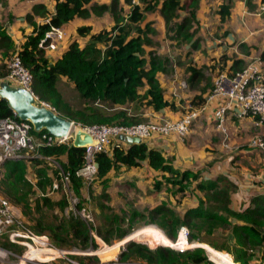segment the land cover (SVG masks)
Here are the masks:
<instances>
[{
    "label": "trees",
    "instance_id": "trees-1",
    "mask_svg": "<svg viewBox=\"0 0 264 264\" xmlns=\"http://www.w3.org/2000/svg\"><path fill=\"white\" fill-rule=\"evenodd\" d=\"M235 0H223L217 14L223 23L230 14ZM264 3V0H261ZM130 4L128 14L122 13L120 0H111L109 4L91 3V0H55V12L51 14L45 6L35 4L33 14L39 13L48 17V21L35 25L33 33L18 50L21 62L32 75L31 89L40 101L48 103L58 114L81 126L94 125H135L142 123L145 118L143 110L152 108L155 111L168 108L177 111L174 100L164 97V90L158 81V72L168 73L171 63L168 57L157 54L153 35L155 29L151 22H145L146 14L158 11L164 19L166 33L171 40L178 43L190 41L195 48L199 39L194 38L196 30V11L199 0H139ZM179 10L187 14L179 19ZM108 12L113 20L110 28L92 32L90 25L79 26L77 36L87 38V42L80 46L74 38L68 43L67 49L55 62L50 63L45 56V50L39 47L41 39L52 27L61 28L74 18H88L91 14L102 15ZM32 20V14H27ZM224 37L225 31L218 34ZM12 48V39L7 33H0V49L8 56ZM264 60V49L260 53ZM238 60L231 65L229 74L241 70ZM5 64L0 66V79H3L7 70ZM224 66H222V69ZM191 73L190 81L204 79L200 69L192 66L187 69ZM65 81V83L63 82ZM62 82L70 87L77 95L79 102L74 103L64 93ZM204 98L195 96L186 111L197 110L203 106ZM196 108V109H195ZM14 117L4 99H0V119ZM256 119H258L256 117ZM264 123V121H263ZM32 133L40 137L46 133ZM264 151V149H262ZM38 157L21 159H7L1 166L0 191L11 203L19 207L23 215L43 214V209L63 211L67 206L66 197L53 200L49 196L59 170L53 167V161L59 164L65 172L70 173L71 188L79 197L78 208H82L86 199L80 194L82 181L74 175L77 168L82 165L84 147H74L69 143L44 145L38 148ZM66 160L62 161L61 157ZM60 159V160H59ZM98 173L94 183L101 182V197L106 200L107 174L111 170H118L121 166L137 167L147 162L148 165L163 174L153 183V191L159 192L163 185L171 187L176 196H184L195 181L196 188L204 193L198 199L195 207L188 208L183 216L167 205H158L147 208L143 212L135 211L132 214L146 216L148 223L156 224L172 244L178 238L181 226L188 229L189 240L206 242L210 247L222 253L232 264H249L254 257V251L264 252V193L253 196L250 205L242 210H235L231 204V195L236 185L224 175L214 179L200 178V172L180 170L174 168L171 160L165 157L158 149L149 148L145 142L126 143L115 142L109 152L96 154ZM34 167V183L29 180L28 170ZM49 188V191L46 189ZM38 197L33 200V195ZM92 197V191H91ZM96 201L99 209L104 206L99 199ZM178 201L179 198L176 197ZM35 227L38 233L48 232V236L58 247H63L70 240L84 246L91 240L89 224L79 217L62 219L61 222L46 223L38 218ZM216 229L228 231L221 243L210 238ZM207 236L209 238H204ZM105 240L108 239L103 236ZM145 238V237H142ZM183 242L184 239L180 238ZM233 241V245L230 242ZM210 249L205 243L201 244ZM203 247H193L178 251L170 246L160 245L154 249L146 245L128 242L120 253L119 262L137 259L147 264H205L208 261L207 253ZM217 249V250H216ZM223 250V251H219ZM226 251V252H225ZM233 260L231 258V255ZM222 255V256H223ZM223 256V257H224ZM262 258L263 255L258 256ZM225 258V257H224ZM226 258V259H227ZM227 259V260H228ZM229 261V260H228Z\"/></svg>",
    "mask_w": 264,
    "mask_h": 264
},
{
    "label": "crops",
    "instance_id": "crops-1",
    "mask_svg": "<svg viewBox=\"0 0 264 264\" xmlns=\"http://www.w3.org/2000/svg\"><path fill=\"white\" fill-rule=\"evenodd\" d=\"M183 1L181 0V2ZM110 2L111 0H91V3L99 4H109ZM120 2L125 6L128 5L125 0H120ZM131 2L139 3V0H131ZM222 2L223 0H199V7L195 13L197 26H193L196 30L194 38L199 39L195 48L191 46L192 42L184 41L179 43L180 47L176 51L174 49L169 50L166 44L162 45L160 39L157 38L158 33L163 34V38L166 37L164 19L158 11L146 14L145 22H151V26L156 31V38L154 37V39L160 44L156 50L157 54L161 57H168L171 63V70L168 73L158 72L156 77L164 90L165 99L174 100L179 110L172 111L165 108L155 111L152 108H146L143 110L142 116L146 121L149 119L157 121L163 118L175 120L190 107L191 100L195 96L201 95L204 98V103L197 109L198 115L186 134L154 133L142 141L149 148L160 150L165 157L171 160L174 168L182 171H199L201 176L199 179H214L218 175L226 176L236 185V189L231 195V206L235 210H242L250 205L253 196L264 193V151L250 146V140L253 136L260 133L264 134V123H260L250 116L238 117V109L234 106L227 114L224 125L226 134L220 130L212 117L217 100L208 101L215 78L207 77V73H214L217 76L219 72H228L227 70L231 72L230 67L235 60L239 62L237 66L243 68L252 59L260 58V53L264 49V3L261 0H235L229 16L221 23L217 10ZM35 4L45 6L51 14L55 12V0H7L5 6H0V19L4 15L3 11H7L6 13L18 18L8 27L12 39V48L9 53L12 50L16 52L21 49L27 36L33 33L35 25L48 21V17L42 14H33ZM128 6L130 9V5ZM129 9L126 14H128ZM27 14H32L31 21L27 19ZM103 14L108 15L111 26L113 24L111 15L108 12ZM186 14L185 10H179V19L176 21ZM92 15L94 14H91L90 17ZM88 18L76 17L61 27L63 31L66 29L68 32L74 33L69 41L76 38L80 46L87 42V38L77 36L76 29L79 26L90 25L92 32L101 30L94 29L89 23L80 22L77 26L74 25V23ZM223 31H225L224 37H217ZM64 34H66L65 31ZM69 41L66 42L64 36L58 48L45 50V56L50 63L61 57L67 49ZM170 43L177 44L178 41L170 40ZM174 48L176 47L174 46ZM0 52L4 53V50L0 49ZM190 66L197 70L200 69L204 74V79L190 81L191 73L187 70ZM222 66H224L223 69ZM204 69H209V72ZM171 74L172 78L184 74L186 77V80H183L184 88H181L180 82L176 88L174 87L175 80L170 82L165 79L166 75ZM180 89L182 91L188 89V96L185 99L180 97ZM61 160L65 161V156H62ZM123 167L125 166H121L118 170H122ZM115 171L113 169L107 174L106 192L108 194L109 179L111 173ZM127 174L128 193L134 194L137 190L139 195H136L141 197L148 190L155 192L153 191V183L160 179L163 173L151 168L147 162H144L141 166L127 167ZM35 180L32 178L31 182L34 183ZM196 183L195 181L192 183L190 190L181 199V202L187 206L184 212L188 208L197 206L198 199L204 196V193L196 188ZM94 185L95 187H93ZM96 187L103 189L101 182L94 183V181L90 186L83 185L80 188V194L87 202L90 201L88 195L90 188L91 191H94ZM93 191L92 194L94 195Z\"/></svg>",
    "mask_w": 264,
    "mask_h": 264
},
{
    "label": "built area",
    "instance_id": "built-area-1",
    "mask_svg": "<svg viewBox=\"0 0 264 264\" xmlns=\"http://www.w3.org/2000/svg\"><path fill=\"white\" fill-rule=\"evenodd\" d=\"M64 36L62 28L52 27L41 39L39 47L44 50H54L59 47ZM1 80H7L13 85L22 86L32 91V75L23 66L18 51L13 54L7 66V74ZM36 98L38 99L37 96ZM214 99L217 100V105L212 117L217 127L225 134L224 125L227 114L234 106L238 109V117L250 116L255 119L257 117L258 122H263L264 62L260 58H255L234 74L219 72L214 79L212 91L208 96V101ZM38 102L52 108L48 103L39 99ZM197 112V110L187 111L175 120L163 118L160 123L149 121L135 125L81 126L72 121V127L68 135L63 138H56L47 132L37 137L32 133L33 125L31 122L21 120L18 117L2 118L0 119V166L7 159L40 158L38 148L44 145L69 142L72 144L76 130L81 129L92 137V142L84 146L82 165L75 170L74 175L82 181L84 186H90L98 173L96 154L110 152L114 143L119 140L126 142L121 139V136L139 137L143 140L154 133L169 134L175 132L184 135L196 119ZM73 129L76 130L73 132ZM250 146L264 149V135L254 136L250 140ZM58 170L59 176L54 179L50 192L54 193L63 188L68 200L77 206L80 199L72 191L70 173L65 172L60 165ZM29 180L32 181V178L29 177ZM76 210L77 214L84 218L85 214H90L87 212L86 207H77ZM21 214V209L11 203L0 191V238L7 240L10 244L24 248L22 255H18L20 257L19 264H96L76 258L78 252L60 248L46 235L35 233ZM180 238L184 239V243ZM192 244L189 242L187 227L181 226L177 240L170 246L175 250L183 251L192 248ZM124 249L125 247H123ZM7 257L8 252L0 247V261L6 260ZM99 264L118 263L108 261Z\"/></svg>",
    "mask_w": 264,
    "mask_h": 264
},
{
    "label": "rangeland",
    "instance_id": "rangeland-1",
    "mask_svg": "<svg viewBox=\"0 0 264 264\" xmlns=\"http://www.w3.org/2000/svg\"><path fill=\"white\" fill-rule=\"evenodd\" d=\"M6 4H7V0H0V6H5ZM128 5L130 4L128 3ZM128 5L125 6L124 4H121L123 14L127 13L129 9ZM6 12L7 11H3L4 15L0 19V33L9 34L8 27L11 24H13L15 20H18V18ZM80 22L85 23V24L89 23L96 30L108 28L110 26L109 17L107 14H102L99 16L92 15L88 19H83V20H80L74 23V25L77 26V24H79ZM194 25L197 26V23L195 22L193 26ZM206 30L208 31L209 29H206ZM64 31L66 32L65 39L67 42L71 39L74 33H70L66 29H64ZM158 34L160 35V36L159 35L157 36L158 40L160 39V42H162V45L166 44V47L169 50L174 49L176 51L177 48L180 47L179 43H177L178 45L176 43H170L171 38L169 37L170 35H168L167 33H166L165 38H163V34H160V33ZM154 37L156 38V34L153 35V39ZM159 45L160 44L157 43L154 46L155 50L158 49ZM174 46L176 48H174ZM182 50H184V47H182ZM14 53L15 52L12 50L11 53H9L7 56L5 53L0 52V66L2 64L3 65L5 64V67L3 70L5 71L7 70V66ZM204 70L209 72V69H204ZM207 74H208L207 77L209 78L216 77V74L214 73H207ZM171 76L172 74L166 75L165 79H168L170 82L175 80L174 87H176L178 82H180L182 85V87L181 86L180 87L184 88L183 80H186V77L184 76V74H179V76H176L175 78H172ZM63 82L65 83L64 80ZM63 82H62L61 87L64 90V93L67 96V98H69L74 103L79 102V99L76 93L70 87H67L66 85H64ZM184 90L185 91H182L180 89V95H181L180 97L182 99H185L186 96H188L187 95L188 89H184ZM188 94L190 96V93ZM161 120L155 121V120L149 119L144 122L151 121L152 123H158V122L160 123ZM75 130L76 129H73V132ZM257 135L261 136L264 134L260 133V134H256L255 136ZM224 143H226V141H224ZM60 162L61 161L54 160L52 162L53 167L56 166L55 168L58 169ZM1 173L2 172L0 169V175ZM127 175H128L127 167H123L122 170H116L114 173H111V177L109 179V185H108V190H109L108 200L100 196V194L102 193V190L97 187L94 188V191L92 190L94 192V195L92 194V197H91L90 194H91L92 187L90 188V191L88 193V195L90 196V201L86 203L83 202V206L86 207L87 212L90 213V214H85V218L77 214L76 209L78 206H75L74 204H72V202L68 200V197L63 188L54 193L49 192V196L55 201L62 197L64 198L66 197V200L68 203L63 211H59L56 207L54 209L44 208L42 210L43 214H29L27 216L21 214V216L35 233H38L35 227V224L37 223L36 221L38 218H41V217L46 223L48 222L58 223V222H61L62 219H68L70 217H76V218L79 217L84 221L86 220V222L90 226L91 240H89V242L85 244L84 246L78 245L76 241L70 240L68 244L64 245L63 247H60L65 250L78 252L76 255V258L82 261H88L90 263H96V264L106 263L108 261H114V262H117L118 264H133V263L147 264L146 262L137 260V259L136 260L133 259L125 263H119V256L123 250V247H125L126 244L130 241L146 245L147 247L151 249H154L160 245L170 246L173 244L168 240H167L168 241L167 244H163L162 242H160L159 239L154 234L150 233V231L151 230L158 231L164 235L163 231L156 224L148 223L146 216L141 217L140 214H132V212H135L136 210L137 211L140 210L143 212L147 208H154L158 205H167L169 207L174 208V210L176 211L178 215L183 216V212L187 206H185V204L181 202V199L183 198V196H181L180 194H177L175 196L172 193L171 187L167 185L162 186V190L160 192H150V190H148L146 191L145 194H142L141 197L137 196L139 195V193H137V190H135L134 194L128 193ZM28 176L30 178H34V167H31L29 169ZM93 187H95V185ZM46 190L49 191V188H47ZM37 197L38 196L36 194L33 195V200ZM176 197L179 198L178 201L176 200ZM97 199H99L100 202H103L104 206L109 205L110 208L104 207L103 209H99V207L96 204V201H98ZM227 233L228 231H223L222 229H216L214 231V234L210 238H212V240L215 242L221 243L224 240L225 235ZM39 234H44L49 238L47 231L43 233H39ZM103 236H105L108 239V241L105 240ZM142 237H145V238H142ZM204 238H209V237L204 236ZM189 242L193 243L191 245L192 248L193 246L203 247L201 246V244L203 243H205V245H207L210 248V249L205 248L206 253L208 252L207 253L208 261L210 262V263H205V264H232L234 263L230 259H228L226 256H224L222 253L213 250L210 247V245L206 242L198 241V240H189ZM118 244H121L119 249L117 248L114 249V247ZM230 245H233V241L230 242ZM0 247L4 248L8 252V257L6 258V260L0 261V264H19L20 263V257L18 255H22L24 248H22L21 246L10 244L7 240L2 239V238H0ZM219 251H223V250H219ZM253 253H255V255L252 258V260L249 262V264H264V252L254 251ZM261 253L263 257L259 258L258 256L261 255ZM231 258L233 260L232 255H231ZM221 259H224L226 263H224Z\"/></svg>",
    "mask_w": 264,
    "mask_h": 264
},
{
    "label": "water",
    "instance_id": "water-1",
    "mask_svg": "<svg viewBox=\"0 0 264 264\" xmlns=\"http://www.w3.org/2000/svg\"><path fill=\"white\" fill-rule=\"evenodd\" d=\"M0 99H4L13 113L21 120L32 123L36 133L46 131L56 138L68 135L72 121L58 114L53 108L44 106L32 91L22 86H16L7 80H0ZM127 143H140L139 137L121 136ZM92 142V137L81 129L76 130L73 143L74 147H84Z\"/></svg>",
    "mask_w": 264,
    "mask_h": 264
},
{
    "label": "bare ground",
    "instance_id": "bare-ground-1",
    "mask_svg": "<svg viewBox=\"0 0 264 264\" xmlns=\"http://www.w3.org/2000/svg\"><path fill=\"white\" fill-rule=\"evenodd\" d=\"M150 233L154 234V235L159 239V241L162 242L163 244H167V243H168L167 239L164 237V235H163L161 232L151 230ZM169 243H170V242H169ZM183 243H184V241H183ZM120 245H121V244L116 245V246L114 247V249H116V248L119 249ZM199 246H200V244H199ZM221 260H222L224 263H226V262L224 261V259H221Z\"/></svg>",
    "mask_w": 264,
    "mask_h": 264
},
{
    "label": "clouds",
    "instance_id": "clouds-1",
    "mask_svg": "<svg viewBox=\"0 0 264 264\" xmlns=\"http://www.w3.org/2000/svg\"><path fill=\"white\" fill-rule=\"evenodd\" d=\"M205 249V248H204Z\"/></svg>",
    "mask_w": 264,
    "mask_h": 264
}]
</instances>
